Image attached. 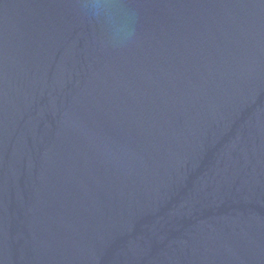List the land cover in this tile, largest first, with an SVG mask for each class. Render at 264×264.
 Segmentation results:
<instances>
[{
    "label": "water",
    "instance_id": "water-1",
    "mask_svg": "<svg viewBox=\"0 0 264 264\" xmlns=\"http://www.w3.org/2000/svg\"><path fill=\"white\" fill-rule=\"evenodd\" d=\"M0 0V264H264V0Z\"/></svg>",
    "mask_w": 264,
    "mask_h": 264
},
{
    "label": "clouds",
    "instance_id": "clouds-1",
    "mask_svg": "<svg viewBox=\"0 0 264 264\" xmlns=\"http://www.w3.org/2000/svg\"><path fill=\"white\" fill-rule=\"evenodd\" d=\"M80 14L97 25L107 43L121 47L133 39L137 12L129 0H76Z\"/></svg>",
    "mask_w": 264,
    "mask_h": 264
}]
</instances>
